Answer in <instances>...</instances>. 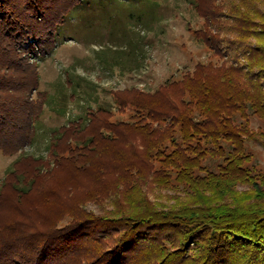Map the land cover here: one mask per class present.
Returning <instances> with one entry per match:
<instances>
[{"label": "trees", "instance_id": "obj_1", "mask_svg": "<svg viewBox=\"0 0 264 264\" xmlns=\"http://www.w3.org/2000/svg\"><path fill=\"white\" fill-rule=\"evenodd\" d=\"M93 1L0 0L5 153L34 143L43 112L32 97L40 64L27 56L54 54L78 9ZM190 4L204 20L196 41L223 62L199 63L153 95L116 96L134 108L131 121H109L102 109L55 131L49 150L69 181L54 190L58 201L45 203L47 214L0 221V264H264V168L249 149L264 147V129L251 123L264 122V0ZM67 136L70 156L61 150ZM10 174L21 196L32 191L35 178ZM77 191L84 201L73 199ZM89 202L101 212L86 209ZM3 203L0 192V212ZM64 215L71 221L60 227Z\"/></svg>", "mask_w": 264, "mask_h": 264}, {"label": "rangeland", "instance_id": "obj_2", "mask_svg": "<svg viewBox=\"0 0 264 264\" xmlns=\"http://www.w3.org/2000/svg\"><path fill=\"white\" fill-rule=\"evenodd\" d=\"M93 2L78 9L54 54L41 61L35 55L27 56L30 65L40 64V87L32 97L43 112L34 143L16 153H5L0 147V192L4 201L0 221H29L36 210L47 214L45 203L59 200L54 190L66 186L69 173L57 170L49 150L55 131L71 130L74 122L89 121L102 109L110 115L109 121H131L134 108L120 107L116 96L126 97L135 91L153 95L165 83L193 72L199 63L223 62V57L196 41L195 32L203 27L204 20L190 0ZM30 44H36L35 40ZM104 112L96 119L102 124L107 118ZM251 123L256 130L264 129V122L257 117H252ZM67 139L61 141V150L70 156V144H64ZM249 149L256 164L264 168V147L252 143ZM14 171L35 178L29 194L21 196L15 189L17 178L10 174ZM76 178L79 181L74 174L73 180ZM73 199L84 201L83 192L77 191ZM106 204L111 205L104 201ZM86 209L98 214L102 207L89 202ZM60 220L62 227L71 218L64 215Z\"/></svg>", "mask_w": 264, "mask_h": 264}]
</instances>
